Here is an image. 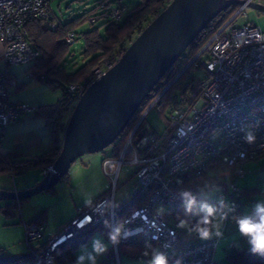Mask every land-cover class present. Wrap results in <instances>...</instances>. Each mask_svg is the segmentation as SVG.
I'll use <instances>...</instances> for the list:
<instances>
[{
	"label": "built area",
	"instance_id": "2783aa9c",
	"mask_svg": "<svg viewBox=\"0 0 264 264\" xmlns=\"http://www.w3.org/2000/svg\"><path fill=\"white\" fill-rule=\"evenodd\" d=\"M52 0H0V129L15 122L21 114L35 110L27 102L15 103L12 93L18 81L10 76L9 68L30 65L41 52L29 41L27 26L37 19L49 20ZM262 3L259 0H255ZM264 4V3H263ZM99 11L89 14L91 23L120 22L127 17L125 0H101ZM248 3L241 5L197 54L205 69L197 95L189 102L173 108L168 116V130L160 134L147 121V116L159 97L138 118L135 116L124 133L127 139L120 155L106 156L103 169L115 177L114 186L94 204L83 209L63 229L43 244H37L44 233V225L25 223L30 252L40 264H60L55 259L59 246L78 234L97 228L110 220L111 233L120 230L118 243L112 242L103 264H120L119 244L143 239L152 241L166 255L174 252L168 264H216L215 251L219 238L207 241H181L178 222L172 214L160 213L162 204L177 205L180 192L174 190L180 175L201 177L212 168V161L226 165L218 172L222 179L218 194L225 200L224 218H235L242 206L241 189L233 178L246 175L245 163L264 154V31L254 24L237 25L236 18ZM78 34L72 31L66 41L73 44ZM117 61H108L95 69L94 80L101 77ZM1 63L5 67L1 66ZM32 75V73H31ZM77 86L69 92L76 93ZM255 134V141L244 139L247 131ZM136 164L134 195L147 193L148 200L134 208L120 220L116 217V180L122 165ZM23 163H20L22 165ZM114 165L109 172V166ZM48 169L44 170L46 173ZM199 198V197H198ZM234 207V211H229Z\"/></svg>",
	"mask_w": 264,
	"mask_h": 264
},
{
	"label": "trees",
	"instance_id": "16d2710c",
	"mask_svg": "<svg viewBox=\"0 0 264 264\" xmlns=\"http://www.w3.org/2000/svg\"><path fill=\"white\" fill-rule=\"evenodd\" d=\"M100 1L101 0H99V2ZM131 1L132 0H125L129 12L123 23L104 21L102 23L103 25H106L105 33H101L100 28L98 27L82 34L84 40V47L81 54L83 57V63L76 68H69L70 65H68L69 61L67 58L73 56L75 51L71 50L72 44H69L66 41V36L72 31L76 32V27H78L84 20H89V14L99 11L98 4L93 9L85 12L81 17L70 20L66 23L53 18L51 14L49 20L37 19L28 24L27 32L29 41L41 52V56L38 60L30 64L32 74L38 79L44 80L51 87L62 90L63 95L56 105L40 108L37 111L39 115L47 118V125L51 129L53 136V148L44 153L16 162L11 161L8 157L2 158L0 159V173H7L14 177L21 175L30 169L46 170L50 167L60 153L68 117L79 100L81 93L93 81L95 69L102 67L108 61H117L148 23L172 0H140L137 5H131ZM240 7V4L230 5L200 33V35L183 53L181 58L178 59V61L167 71L159 83L154 87L150 95L136 112V118L140 117L159 95V100L155 106L159 107L160 113L163 116H166V118L167 114L169 116V113L173 108L189 102L192 95H197L199 83L202 78H198L196 75H190L193 69L200 67V64L194 63L197 62L195 57L211 37L234 16ZM72 64L77 65L75 63ZM185 66L188 68L182 72ZM180 72H182L180 77L174 80ZM70 86H77V92L70 93ZM168 86L169 88L165 90ZM124 132L112 144L113 150L110 157L116 158L120 155L128 135L127 132ZM20 163L23 164L20 165ZM212 163L213 165L210 172L201 177L191 173L180 175L174 190L177 192L191 191L197 197H201L200 195L206 190L221 187L222 183L226 181V178H220L218 172L225 169L226 165L215 160L212 161ZM254 191L256 190H248L240 193L242 206V196L247 197ZM147 200V193L142 195L133 194L124 205L116 206L117 219L120 220L131 210L142 205ZM24 201H26V199L20 201L8 199L4 205H0V210L11 216L14 214L13 210H17ZM177 206L179 205H175V207ZM240 210L241 208L238 213ZM197 219L198 218L190 220V223L194 225ZM45 220L46 210H43L34 222L31 223L43 224ZM175 220L179 223L181 216L177 215ZM95 230H100L107 238H110V235H112L110 220L107 218L97 228L78 234L61 244L55 253V259L60 264H75L77 250L87 244ZM180 242L181 238L179 239V243ZM124 246L130 249V254L132 256H135L136 252H152L156 244L152 241L143 239L132 243H120L118 247L119 253ZM3 250L4 249L0 248V254L3 253ZM174 254L175 253L172 252L166 255L168 262L173 259ZM1 264L40 263L36 260L33 254L29 253L26 256L5 261ZM227 264H264V259L251 254L249 252V247H246L230 251L227 257Z\"/></svg>",
	"mask_w": 264,
	"mask_h": 264
},
{
	"label": "water",
	"instance_id": "95a60500",
	"mask_svg": "<svg viewBox=\"0 0 264 264\" xmlns=\"http://www.w3.org/2000/svg\"><path fill=\"white\" fill-rule=\"evenodd\" d=\"M246 3L264 12V4L255 0H172L117 62L81 93L68 118L60 153L39 183L23 190L0 189V200L20 201L51 190L79 157L111 146L200 33L230 5ZM26 255L2 256L0 264Z\"/></svg>",
	"mask_w": 264,
	"mask_h": 264
},
{
	"label": "rangeland",
	"instance_id": "374dc122",
	"mask_svg": "<svg viewBox=\"0 0 264 264\" xmlns=\"http://www.w3.org/2000/svg\"><path fill=\"white\" fill-rule=\"evenodd\" d=\"M264 3V0H259ZM99 0H52L51 1V10H52V17L56 18L57 20L66 23L70 20L76 19L81 17L85 12L93 9ZM140 0H132L130 3L131 5H137ZM125 18L120 21L119 23H123ZM237 25H244L247 23H251L259 27L262 31H264V12H261L253 7L245 6L241 13L237 16L236 22ZM100 28L101 33H105L106 25H103L102 22L98 23H90L89 20H84L78 27H76V32L78 33V39L71 45V50L75 51V54L71 57H68L69 61V68H76L83 63L82 51L84 47V40L82 34L84 32ZM184 61V60H183ZM193 61V60H192ZM191 61V62H192ZM190 62V63H191ZM75 63L77 65H73ZM196 64H200L199 61L194 62ZM72 64V65H71ZM106 64V63H105ZM195 64V67H196ZM104 66V65H103ZM188 67L182 70H186ZM180 72L177 76L182 74ZM205 69L202 65L197 67L191 71L190 75H196L198 78H203L205 76ZM180 77V76H179ZM178 77V78H179ZM177 78V77H176ZM175 78V79H176ZM174 79V80H175ZM173 80V81H174ZM94 81V79H93ZM169 87V86H168ZM69 118V117H68ZM168 114L163 116L160 113V109L158 106L150 109L147 121L151 124L154 130L160 134H165L168 130ZM113 150V145L105 148L104 150L88 153L81 157H79L73 164H78V168L75 169L73 185H77V183L81 184L82 186L79 187L80 192H90L96 184L103 185L108 187L111 185L113 188L114 186V179L115 177L109 176L104 169H103V159L105 155H111ZM72 164V165H73ZM136 164H129L126 163L122 165L117 180H116V190H115V198H116V205H124L128 200L132 197V190L134 183L136 182ZM250 170L247 172V176L244 179L238 180L236 184L238 187L244 188H259L258 190L254 191L252 194L258 196L256 199L264 200V175L260 174L261 170H264V156L253 160ZM71 170V168H70ZM69 170V172H70ZM109 172H112V169H109ZM37 171H28L24 175L29 178L35 177ZM22 175V176H24ZM22 176L17 175L13 178L12 175L7 173H0V189L5 190H16V187L21 183ZM68 176V175H67ZM67 176L64 177L62 181H60L55 186V192H43L37 194L26 201L23 202L21 206V210L25 216L30 215V217H34V215L39 213L44 208L48 209L50 214V218L52 221H55L59 216L61 210L64 209L67 202H69V197L65 195V186L67 185ZM113 176H115L113 171ZM70 187V191H71ZM69 191V194H70ZM221 192V187H216L215 189L206 190L202 193L198 199H208L211 203H218L220 199L218 198V194ZM7 200H0V205H4ZM226 204V201L223 200ZM256 201H252L248 204L244 205L243 213L248 212L251 209V206ZM179 206H171L169 204H162L158 207V211L160 213H168L172 214V218H177V215L181 216V220H185L187 222V227L182 228V237L186 238L189 236L195 235V233L190 234L189 228H191L192 224L190 220L195 219L197 217L186 215L182 202L178 203ZM18 213V212H17ZM47 213V212H46ZM180 220V221H181ZM13 221L16 224L8 226L7 223ZM232 222V219L231 221ZM221 223H224V218ZM24 223L21 222V215L16 214V217L11 219L8 217L2 210H0V248L3 250V255H23L29 254L30 249L27 244L26 239V231L24 232ZM21 230H23V237L21 238ZM100 231V230H99ZM112 244V242H111ZM158 250V247H156ZM0 254V255H1ZM32 254V253H31ZM121 263L122 264H140L139 260H135V258L129 257L124 253H120ZM217 261V258L215 256ZM150 263L151 259L146 260ZM85 264H89L85 260Z\"/></svg>",
	"mask_w": 264,
	"mask_h": 264
},
{
	"label": "crops",
	"instance_id": "0c3cea01",
	"mask_svg": "<svg viewBox=\"0 0 264 264\" xmlns=\"http://www.w3.org/2000/svg\"><path fill=\"white\" fill-rule=\"evenodd\" d=\"M2 52H3V44L0 41V56L2 55ZM1 66L5 67L4 64L2 63ZM30 68H31L30 65H15L9 68L10 76L14 77L19 83L18 87L12 93V101L15 103L27 102L32 106H34L35 110L21 114L20 117L15 122L9 124L7 127L3 129H0V159L8 157V159L14 162L21 161L28 157L49 151L53 148V136L51 129L47 125V118L42 115H39L37 111L40 108H46L49 106L56 105L61 100L63 92L58 88L51 87L44 80L38 79L33 74L31 75L32 70ZM106 156H110V155H105V157ZM263 156L264 154L261 155L259 158ZM252 161L253 160H250L245 163L246 175L244 177L235 178L234 179L235 183L238 180L244 179L247 176V172L250 170L249 168L251 167ZM70 168H71V170L69 169L70 172L68 170V172L64 176L66 177L68 175L66 180L67 185L65 186V192H66L65 196L69 197V202H67L63 210L59 211L60 214L55 221H52V218H50L48 209L47 208L43 209L46 210L47 213H46V220L43 222L44 225L43 236L40 238L38 242H36L39 245L45 243L52 236L58 234L63 229L66 223L70 222L83 209L94 204L100 198L105 196L111 189V185L105 187L106 185L103 186L96 184L95 187L89 193L80 192L79 187L82 185L79 183H77V185L75 184L73 185L72 183L75 177L74 171L75 169L78 168V164L75 163L71 165ZM109 169H112L113 171L114 165H110ZM33 170L37 171L38 173L35 175V177L28 179L24 174L27 173L28 171H33ZM25 173L20 175V176L24 175L22 176L23 180H21V183L16 187V190H23L36 185L45 175V172L42 169H30L27 170ZM260 174L264 175L263 169L261 170ZM64 177L61 179V181L64 179ZM70 187L72 188L71 191H70ZM240 189L241 192L243 193L248 190H258L259 188L240 187ZM49 191L55 192V188L45 192H49ZM132 195H133V190H132ZM242 198H243V206L241 207L238 216L240 214H243L244 205L252 201H257L256 199L258 198V196L253 195L251 193L247 197L242 196ZM3 200H8V199H3ZM22 204L18 207L17 210L16 209L13 210L14 214H12L11 216L7 215L6 213L5 214L11 219L15 218L16 214H20L21 222L24 223L25 226V223L34 222V220L43 210L37 213V215L35 214L34 217H30V215H26V213L24 216L21 210ZM115 204H116V198H115ZM231 219L232 222H230ZM14 224L16 223L15 222L13 223V221L7 223L8 226ZM25 231L26 230H24V232ZM179 231H180L179 235L181 241H187V240L207 241V240L199 239L196 234L193 236L183 238L181 227H179ZM220 231L222 232V236L220 237L213 236L212 238V239L219 238L218 246L215 251V256L217 258V264H227V257L230 251L234 249L235 250L243 249L249 247V245L247 243V240L239 234L237 230V224L235 218H229L228 220H225L224 218V223H221ZM20 237L21 238L23 237V230H21ZM94 241H99L106 249L102 254L96 255V264H103L107 252L112 250V244H111L112 240L110 238H107L99 230H95L92 233L91 238L89 239L87 244L83 245L77 250L76 260L80 254L85 252H92V246ZM156 247L157 246H155L154 249H157ZM120 253H124L129 257L135 258V260H139L140 264H150L146 260L148 259L150 260L152 258V252L150 253L147 252V255L145 253L136 252L135 256H132L130 254V249L125 246L121 249ZM120 253H119V258H120ZM2 256L5 255L1 254L0 257ZM86 262L90 264V262L87 259ZM120 264H122L121 258H120Z\"/></svg>",
	"mask_w": 264,
	"mask_h": 264
},
{
	"label": "clouds",
	"instance_id": "9594fccd",
	"mask_svg": "<svg viewBox=\"0 0 264 264\" xmlns=\"http://www.w3.org/2000/svg\"><path fill=\"white\" fill-rule=\"evenodd\" d=\"M244 139L252 143L255 141V134L249 130L245 133ZM179 195L185 214L198 218L196 223L189 228L190 234L195 233L201 240L222 236L221 221L225 215L223 200L214 204L208 199H198L191 191H182ZM229 211H234V207H230ZM235 221L239 234L247 240L249 252L264 259V200L256 201L250 211L235 217ZM178 227L186 228L187 222L181 220ZM114 231L115 234L110 235V239L113 243H118L120 230L117 228ZM105 250L99 241H94L92 252L80 254L76 264H85L86 259L90 264H96V255L102 254ZM150 264H168V258L164 252L153 249ZM175 264H181V261L177 260Z\"/></svg>",
	"mask_w": 264,
	"mask_h": 264
}]
</instances>
